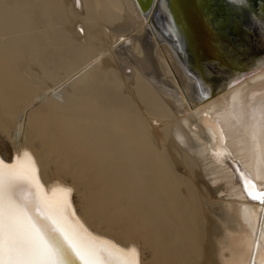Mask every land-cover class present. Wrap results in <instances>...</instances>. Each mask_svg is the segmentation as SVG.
<instances>
[{"label":"bare ground","instance_id":"1","mask_svg":"<svg viewBox=\"0 0 264 264\" xmlns=\"http://www.w3.org/2000/svg\"><path fill=\"white\" fill-rule=\"evenodd\" d=\"M193 6L0 0V159L13 162L11 141L30 149L48 193L67 178L81 223L119 248L135 241L141 264H264V207L213 155L264 171V136L257 149L240 117L264 94V64L208 89L151 23L163 14L185 50Z\"/></svg>","mask_w":264,"mask_h":264},{"label":"snow or ice","instance_id":"2","mask_svg":"<svg viewBox=\"0 0 264 264\" xmlns=\"http://www.w3.org/2000/svg\"><path fill=\"white\" fill-rule=\"evenodd\" d=\"M240 117L259 149L257 137L264 136V94L254 107L242 105ZM219 139L224 140L222 131ZM10 144L17 153L13 162L0 159V264H141L135 241L122 249L93 236L81 223L67 178L60 180L50 195L41 183L32 151H21L16 141ZM213 155L222 163L235 164L242 191L264 207V188L257 190V184L264 185V171H258L254 179L230 153Z\"/></svg>","mask_w":264,"mask_h":264},{"label":"rangeland","instance_id":"3","mask_svg":"<svg viewBox=\"0 0 264 264\" xmlns=\"http://www.w3.org/2000/svg\"><path fill=\"white\" fill-rule=\"evenodd\" d=\"M193 1L192 9H185L184 12L190 31L184 36L185 50L174 36V25H169L170 30L164 26L167 18L163 14H156L151 23L171 45L183 65L191 72L197 73L208 89H222L231 78L234 79L264 64V0H233L232 6L227 5L225 0ZM211 4L212 12H209ZM217 11L222 13L221 20H225L222 25L226 28L221 27L222 30L217 24ZM225 14L228 15L226 18ZM62 19L61 14L52 15V31H56ZM102 91L98 87L97 92ZM29 97L26 98L27 101L23 100L21 107L30 100ZM4 144L7 143L0 135V149L6 152L8 147H3Z\"/></svg>","mask_w":264,"mask_h":264},{"label":"flooded vegetation","instance_id":"4","mask_svg":"<svg viewBox=\"0 0 264 264\" xmlns=\"http://www.w3.org/2000/svg\"><path fill=\"white\" fill-rule=\"evenodd\" d=\"M253 3H255V2H253ZM212 7H213V5L211 4V6H210V8H209V12H212ZM216 13H217V16H218V20H217V21H218V23H217V24H218V27L220 28V30H222L221 27H224V26L222 25V22L225 21V20H224V19L221 20V16H222V13H221V12L217 11ZM226 14H228V13H226ZM226 14L224 15L225 18L228 16V15H226ZM224 28H226V26H225Z\"/></svg>","mask_w":264,"mask_h":264},{"label":"water","instance_id":"5","mask_svg":"<svg viewBox=\"0 0 264 264\" xmlns=\"http://www.w3.org/2000/svg\"><path fill=\"white\" fill-rule=\"evenodd\" d=\"M183 3V5H184V2H182ZM234 168V167H233ZM255 202H259L258 200H256ZM262 219H263V217H262V213H261V216H260V220H259V224H260V222L262 221Z\"/></svg>","mask_w":264,"mask_h":264}]
</instances>
